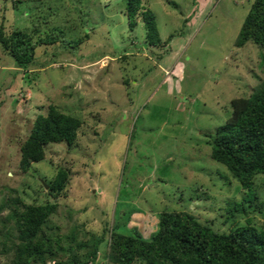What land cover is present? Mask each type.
<instances>
[{
    "label": "rangeland",
    "instance_id": "374dc122",
    "mask_svg": "<svg viewBox=\"0 0 264 264\" xmlns=\"http://www.w3.org/2000/svg\"><path fill=\"white\" fill-rule=\"evenodd\" d=\"M13 1L0 0L6 35L37 30L58 41L39 46L28 68L0 45V243L9 232L17 236L6 221L13 200L54 203L52 230L69 236L78 226L76 242L87 244L108 237L105 229L116 222L148 238L163 211L190 212L221 229L231 212L232 223L250 219L264 229V175L253 178L256 197L248 200L210 158L230 102L250 96L264 78L263 49L235 45L253 0H141L132 31L124 0ZM148 9L157 46L145 38L141 14ZM53 104L82 121L76 144L47 146L45 160L24 172L20 146ZM60 168L68 170L69 185L54 200L48 181ZM101 251L105 264L107 247ZM10 253L0 250V264H11Z\"/></svg>",
    "mask_w": 264,
    "mask_h": 264
},
{
    "label": "trees",
    "instance_id": "16d2710c",
    "mask_svg": "<svg viewBox=\"0 0 264 264\" xmlns=\"http://www.w3.org/2000/svg\"><path fill=\"white\" fill-rule=\"evenodd\" d=\"M35 1L38 0L13 2ZM124 1L128 26L132 31L141 0ZM141 17L147 45L157 46L161 40L154 13L148 9L142 12ZM56 41L58 37L52 33L43 36L37 30H14L6 35L0 29L1 48L19 68L32 66L36 49ZM248 42L260 46L264 57V0L252 1L235 45L242 47ZM230 105V116L217 128L216 136L211 137L210 158L223 165L239 182L247 192L248 200H254L256 195L250 190L252 180L256 175H264V78L260 79L250 96L235 98ZM81 124L79 118L63 112L54 104L49 105L46 114L36 116L28 137L20 146L21 169L27 172L33 164L44 161L49 145H75ZM68 185L69 172L60 168L48 181L47 193L57 200ZM1 208L6 207L2 205ZM8 209L6 221L14 222L17 236L12 237L7 228L5 235L8 232L9 235L0 243V250L4 254L11 252V264H103L99 261L105 259L101 256L104 246L108 251L105 264H264V229L252 225L250 219L244 223H232L231 212L222 221L224 226L227 221L228 226L221 229L217 226L219 223L215 227L202 223L190 212L163 211L157 216L156 230L148 238L137 229L128 230L116 222L110 229H105L108 237H95L87 244L76 242L78 226L69 236L52 230L49 223L51 215L56 212L54 203L25 206L13 200ZM234 211L240 212L238 209ZM127 215L125 221L132 213ZM208 220L219 222L215 217ZM54 232L55 235L51 236ZM72 244H75L74 251ZM81 250L85 256L81 255ZM60 253H67V258L58 260Z\"/></svg>",
    "mask_w": 264,
    "mask_h": 264
}]
</instances>
